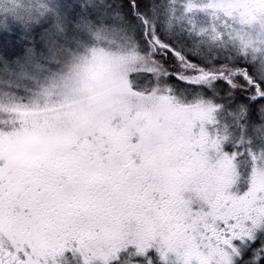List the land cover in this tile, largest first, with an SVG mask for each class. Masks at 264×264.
Returning a JSON list of instances; mask_svg holds the SVG:
<instances>
[{"label":"rangeland","instance_id":"obj_1","mask_svg":"<svg viewBox=\"0 0 264 264\" xmlns=\"http://www.w3.org/2000/svg\"><path fill=\"white\" fill-rule=\"evenodd\" d=\"M154 2L153 19L136 16L147 21L146 34L151 30L174 50L155 57L161 62L172 53L173 63L161 75L188 101L196 93L220 106L218 127L228 134L223 147L240 151L246 175V149L264 148V102L257 98L264 97V0ZM34 7L41 11L44 0H34ZM132 18L118 0H49L48 10L27 24L0 14V162L62 185L119 181L130 165L173 174L179 169L190 195L212 199L228 186L230 162L215 151L196 150L191 128L202 119L197 109L134 75L151 67L153 56L142 24ZM182 61L228 74L199 87L168 81L184 69ZM240 87L252 99L236 96ZM26 151L31 158L19 162ZM254 179L264 184V177ZM262 242L264 232L237 241L242 260L236 264L258 260ZM66 255L71 264H82L79 254ZM57 260L64 264L63 257ZM149 260L163 264L155 249L140 264ZM168 264H175L174 255Z\"/></svg>","mask_w":264,"mask_h":264},{"label":"snow or ice","instance_id":"obj_2","mask_svg":"<svg viewBox=\"0 0 264 264\" xmlns=\"http://www.w3.org/2000/svg\"><path fill=\"white\" fill-rule=\"evenodd\" d=\"M147 36L152 66L134 75L202 114L191 128L196 150L227 157L228 186L205 200L189 194V180L179 169L173 174L131 165L119 181L97 178L62 185L15 173L0 162V264H59L57 257L71 264L67 253L79 254L82 264H140L152 249L163 264L170 254L175 264H236L242 260L237 241L264 232V184L254 179L264 177V148L246 149L245 175L240 151L223 147L228 134L218 127L220 106L196 93L188 101L168 86L155 57L174 50L151 30ZM177 71V79L196 87L228 74L187 63Z\"/></svg>","mask_w":264,"mask_h":264},{"label":"trees","instance_id":"obj_3","mask_svg":"<svg viewBox=\"0 0 264 264\" xmlns=\"http://www.w3.org/2000/svg\"><path fill=\"white\" fill-rule=\"evenodd\" d=\"M118 1L125 7L126 13H128L129 17H133L132 19H136V20L140 21V23L143 26V37H144L145 41L148 40V36H147L146 30H145L146 26L144 27V24H145L144 21L145 20H143V19L141 20V18H138L136 15H139V13H140L144 17H148L149 16L150 19H153L151 14L154 13V7H155V4H156V2H154L155 0H118ZM152 8H153V11H152ZM171 54L168 53L167 56H164V55L160 56L161 64H162L163 68L165 69V71L173 63V58H172ZM165 78L168 81L171 80V79H168L167 76ZM172 79L174 80V79H177V78H176V76H174ZM177 81H179V80H177ZM221 85L224 86V87H229L228 83H221ZM259 88H261V85H259ZM263 88H261V89L264 90ZM242 90H244V89L241 88V87L239 88V90H236L235 91L236 96H238L240 98L252 99V98H250V93H252L251 91L250 92H248V91L245 92V91H242ZM224 91H226V90H223V92ZM257 98H258V100H261V101L264 102V97L261 98V96H260V98H259V96H258ZM245 100H243V101H245ZM245 261L246 260H244V262ZM244 262H241L239 264H242ZM248 262L250 264H264V257H262V258H260L258 260H256V259L255 260H249Z\"/></svg>","mask_w":264,"mask_h":264},{"label":"clouds","instance_id":"obj_4","mask_svg":"<svg viewBox=\"0 0 264 264\" xmlns=\"http://www.w3.org/2000/svg\"><path fill=\"white\" fill-rule=\"evenodd\" d=\"M44 3L46 7L38 12L34 7V0H0V14L6 13L18 22L27 24L36 20L39 13L48 10L49 0H44Z\"/></svg>","mask_w":264,"mask_h":264},{"label":"flooded vegetation","instance_id":"obj_5","mask_svg":"<svg viewBox=\"0 0 264 264\" xmlns=\"http://www.w3.org/2000/svg\"><path fill=\"white\" fill-rule=\"evenodd\" d=\"M158 127H156V129H157ZM30 148H32V147H27L26 149H30ZM157 150V149H156ZM31 158V152H29V151H26L25 152V156H23V157H20V156H18V161L19 162H25V161H27V160H29ZM7 168H10V169H12L13 170V172L15 171V168H16V163H12L9 167H7ZM68 254V253H67ZM68 256H70V255H68ZM258 257V256H257ZM262 257H264V252L262 253V254H260V258H262ZM259 258V259H260Z\"/></svg>","mask_w":264,"mask_h":264}]
</instances>
